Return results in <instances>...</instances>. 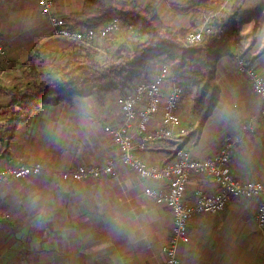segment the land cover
<instances>
[{"label": "crops", "instance_id": "0c3cea01", "mask_svg": "<svg viewBox=\"0 0 264 264\" xmlns=\"http://www.w3.org/2000/svg\"><path fill=\"white\" fill-rule=\"evenodd\" d=\"M120 1L136 2L141 7L153 4L164 26L175 30L192 25L193 12L181 13L173 7L188 0ZM212 1L217 6L209 15L214 31L237 29L231 52L216 64L218 103L202 129L187 135L199 120L194 112L198 87L190 76L184 79L180 74L179 80L186 86L179 113L188 133L151 143L139 155L149 163L162 164L184 147L195 157L205 158L216 154L227 140L241 138L232 154V173L243 181L264 182V118L243 131L244 124L261 110L262 101L234 62V52L241 46L249 62L264 74V0ZM84 3L55 0L53 11L64 16L78 13ZM207 17H197L193 31ZM0 34L8 51L0 65V79L7 85L21 75L32 53L36 69L46 73L92 56L105 63L114 55L115 62L125 53L123 48L130 46V34L124 28L88 44L61 37L42 13L38 0H0ZM147 37L143 34L141 41ZM162 64L164 56L151 60L150 76ZM187 69L185 66L183 70ZM105 84L112 86L77 96L73 102L43 103L18 125L9 143L10 152L0 156V166L40 163L44 169L38 175L0 182V209L12 215L0 230V264H164L163 246L173 216L145 191L161 182L136 174L121 159L105 129L123 121L118 98L133 88L123 93L114 77ZM7 95L0 90V106L10 102ZM160 117L154 118L153 126ZM5 129L0 121V154ZM110 160H114V173L83 181L61 178L66 169L105 165ZM199 188L213 192L218 185L206 173H193L186 189L188 202L195 200ZM23 200L28 201L27 208ZM260 202L259 196L233 197L222 212L196 214L189 223L191 244L179 246V264L238 263L245 255L252 256V264H264V234L257 223ZM21 224H27V229ZM223 254L226 258H218ZM229 255L236 259H228Z\"/></svg>", "mask_w": 264, "mask_h": 264}, {"label": "built area", "instance_id": "2783aa9c", "mask_svg": "<svg viewBox=\"0 0 264 264\" xmlns=\"http://www.w3.org/2000/svg\"><path fill=\"white\" fill-rule=\"evenodd\" d=\"M55 0H38L43 14L47 15L54 32L66 39L79 42H92L106 39L122 30L125 26L135 31L132 23H126L115 16L96 26L71 27L67 19L53 11ZM208 16L204 24L187 35V43L198 44L206 35L214 32ZM8 51L4 38L0 34V65L7 59ZM234 62L239 72L245 73L253 91L262 101L261 110L243 126V131L253 128V122L264 118V74L252 65L243 54V48L237 46ZM185 87L168 64H162L155 74L135 83L134 88L118 98L123 121L117 125H106L105 129L120 151L121 159L140 177L161 182L157 186L146 187V193L152 195L157 204L170 210L173 226L163 246L164 264H179V246L190 242L189 223L198 213H218L226 209L233 197H261L257 211L258 228L264 234V182L238 179L232 173L231 158L236 144L241 138L227 140L214 155L197 158L189 149L181 147L171 159L154 164L144 160L140 150L151 143L165 139H178L188 133L179 113V105L184 97ZM160 114V122L153 126L154 118ZM43 166L37 164H9L0 166V182L24 179L38 175ZM114 173V160L105 165L86 166L61 172L64 180L83 181L91 177H101ZM193 173H206L218 185L216 191L203 188L196 191V198L188 202L185 198L188 181ZM12 217L10 212L0 209V230L4 222Z\"/></svg>", "mask_w": 264, "mask_h": 264}, {"label": "trees", "instance_id": "16d2710c", "mask_svg": "<svg viewBox=\"0 0 264 264\" xmlns=\"http://www.w3.org/2000/svg\"><path fill=\"white\" fill-rule=\"evenodd\" d=\"M178 12H193L189 28L175 30L164 26L156 7L150 4L139 6L136 2L120 0H85L81 12L63 15L71 27L96 26L115 16L132 23L148 35L133 51L134 59L119 56L115 62L102 63L94 56L85 62L72 66H56L53 71L39 72L34 65V53L26 62L21 75L10 84L0 79V90L10 95V102L0 106V121L5 125L4 149L0 156L10 152L9 143L18 125L27 120L32 111L43 103L73 102L77 96H85L96 89L106 90L112 84H105L110 77L119 81L124 92L126 85L146 72L151 60L164 56L179 78L182 69L189 66L193 85L198 87L194 112L198 114L197 126L187 135H194L202 129L208 116L218 103L220 86L215 79L219 58L231 52L232 35L237 29L206 35L198 44L185 42L187 35L196 26L197 17L213 14L217 6L212 0H188L184 5L173 6Z\"/></svg>", "mask_w": 264, "mask_h": 264}, {"label": "rangeland", "instance_id": "374dc122", "mask_svg": "<svg viewBox=\"0 0 264 264\" xmlns=\"http://www.w3.org/2000/svg\"><path fill=\"white\" fill-rule=\"evenodd\" d=\"M126 23H128V22H126ZM135 26V31H131L128 27H124V29H126V31H128L129 32V43H130V46L128 47V45H126L124 48H123V50H124V52L125 53H123V55L122 56H124V57H129L130 59H134V57H133V51H134V48H135V46L139 43V42H141V40H142V35L143 34H145L141 29H139L136 25H134ZM215 32V31H214ZM113 35V34H112ZM112 35H110L109 37H111ZM108 37V38H109ZM187 38V37H186ZM185 42L187 43V40L185 39ZM82 43H84V44H88V43H90V42H82ZM188 44V43H187ZM88 59V58H87ZM86 59V60H87ZM118 59V58H117ZM114 61V55L112 56V57H110V58H107L106 60H105V63L106 64H109V63H111V62H113ZM167 64V63H166ZM169 65V64H168ZM170 66V65H169ZM171 67V66H170ZM172 68V67H171ZM188 68H189V66H188ZM184 69V68H183ZM182 69V71H181V76L182 77H184V79L188 76H190V73H188V71H190V70H188L187 69V71H185V70H183ZM146 70V72H144L143 74H140L139 75V77H137V78H135V79H133V81H131V82H129L127 85H126V87H125V92L126 91H129V90H131L132 88H134V86H135V83H137L138 81H140V80H143V79H145V78H148V77H150V74H151V70H150V68H149V66L145 69ZM174 71V70H173ZM176 74V73H175ZM180 78V77H179ZM178 77H177V79H179ZM112 80V79H111ZM190 81H191V78H190ZM180 82H182L183 83V85H185L186 86V82L185 81H182V80H180ZM184 86V87H185ZM196 90H198V89H196ZM7 97H8V95H7ZM41 181H42V179H41ZM57 181H61L60 179L59 180H57ZM22 204L24 205V206H26V208H27V206H28V201H26V200H23L22 201ZM22 226H23V228L24 229H27V224H21ZM189 244H191V240H190V243ZM218 258H226V255H222V256H220V257H218ZM229 258H233V259H236V256H233V257H230V255L228 256V259ZM253 263V258H252V256H250V255H245L244 256V261L243 262H229V263H213V264H252ZM197 264H202V263H197ZM204 264H207V263H204ZM212 264V263H211Z\"/></svg>", "mask_w": 264, "mask_h": 264}]
</instances>
